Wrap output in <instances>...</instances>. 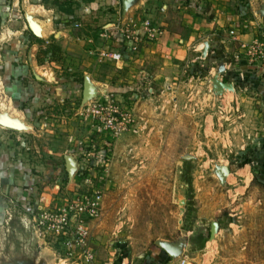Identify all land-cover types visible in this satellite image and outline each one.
Here are the masks:
<instances>
[{"label":"rangeland","instance_id":"obj_1","mask_svg":"<svg viewBox=\"0 0 264 264\" xmlns=\"http://www.w3.org/2000/svg\"><path fill=\"white\" fill-rule=\"evenodd\" d=\"M42 1L54 15L85 7L86 25L69 27L88 40L37 71L32 96L24 95L28 120L12 116L0 76V119L29 122L21 130L0 124L4 168L13 169L12 184L0 181V264H264V91L234 80L235 90L219 92L214 84L245 72L264 85V61L246 51L256 37L228 63L193 55L157 80L138 49L142 33L147 40L161 31L146 12L152 2L141 9L139 0ZM153 2L178 29L177 3ZM4 3L0 11L18 10L4 19L10 28L26 12L38 14L34 0ZM57 20L63 24L60 13ZM127 29L122 66L100 57L122 47L114 36ZM115 115L119 125L108 126ZM93 200L96 212L81 214L84 247L76 204ZM164 241L181 245L175 257Z\"/></svg>","mask_w":264,"mask_h":264},{"label":"crops","instance_id":"obj_2","mask_svg":"<svg viewBox=\"0 0 264 264\" xmlns=\"http://www.w3.org/2000/svg\"><path fill=\"white\" fill-rule=\"evenodd\" d=\"M170 1L177 3L174 6V14L177 15L176 18L179 21L178 29L170 26V21L167 17L163 18V15L167 16L169 14L168 10L164 9L161 11L160 9L157 12L158 6L153 0H139L135 2L134 6L143 9L142 7L145 3L152 2L146 12L149 13L150 17L153 14L155 16L159 14L160 16L151 17L152 22H156L161 30L160 32L158 31L159 34L156 39L147 41L145 34L142 33L141 46L138 47L139 50L141 49V57L148 61V70L154 74L157 80L171 78L172 73H176L177 65L185 61L190 63L194 56L202 55L205 43L208 44L207 52L210 53L211 58L217 57L220 61H226L228 55L233 53L234 49H238L240 43L251 41L252 38L256 37L258 35L257 31L264 24V0H168V2ZM1 2L4 3V0H0V5H2ZM34 2L36 6L32 7L38 14L26 12L22 22H18L17 19L19 24H13L11 28L5 25L4 19L6 16H15L18 13L17 8L14 6L11 9L6 10L4 8L0 11V76L2 77L4 92L11 99V102H9L11 104L8 106L12 116L19 119L21 117L25 119L29 117L25 108L27 101L24 95L29 92L30 96H32L33 85L39 80L37 71L39 73L40 68H45L43 64L48 63V61L39 63L36 58V54L42 45L45 46L46 42H49L52 37L59 39L58 44L61 46L64 57L65 51L74 50V45L76 44L83 47V43L88 40V37L84 34L82 37H76V35L71 34L69 27L73 22L86 25L88 16L85 7L78 10L73 9L72 12L68 11L64 14L62 11L55 12L54 15L50 9H47L48 7L43 6L42 0H34ZM14 5H16V1ZM162 6L166 5L162 4ZM23 9L26 8L24 7ZM132 9L137 11L135 10L136 8ZM59 13L63 16V24L59 23L57 25L55 22H58ZM75 17H80V20ZM32 23L37 25V27L33 29ZM231 31L233 34H231ZM32 35L41 39L43 43L39 44L31 41L29 38ZM115 35V43L122 41L120 34L116 33ZM121 41L120 44L122 45ZM187 54L188 56L192 55L191 59H188V56L186 57ZM228 61L229 59L226 62L228 63ZM236 62L234 61V63ZM118 68H121V66ZM245 69L250 71L253 70V67L245 66ZM244 73L232 74L234 77L225 75L226 78L222 77L221 80H229L232 83L236 80L240 86L247 88V85L250 88H258L257 90L263 93L264 85L259 84L258 82L260 81L250 80L247 78L250 74L244 76ZM261 73L259 78L263 80L264 71ZM254 83H256L255 87H253ZM27 123L21 122L22 127L14 129L21 130L26 127ZM5 156L8 155L5 147L2 146L0 148V181L3 179L2 183L4 184L1 185V188H3V185L13 183V178H11L13 169H9L8 171L10 172L8 173L4 168L6 166V161L3 160ZM11 156V158H15L16 153H11ZM27 179L25 178L24 181ZM44 251L48 252L46 248H43L42 251L40 249V252H38L42 254Z\"/></svg>","mask_w":264,"mask_h":264},{"label":"built area","instance_id":"obj_3","mask_svg":"<svg viewBox=\"0 0 264 264\" xmlns=\"http://www.w3.org/2000/svg\"><path fill=\"white\" fill-rule=\"evenodd\" d=\"M131 33L132 32L128 29L121 31L120 35H122V41H123L122 47H120V49L115 50V51L100 50L99 56L105 60H108L110 62L111 61L114 62L115 65L119 64L122 66V64L124 63V61L126 59L125 53L128 50L127 48L124 47L125 43H126L124 41H126L127 38L129 39V35ZM231 34H233L232 31H231ZM102 35L106 36V34H102ZM148 35H149V38H148ZM146 36H147V40L153 39V32H151V31H149V33L147 32ZM131 40H134V39H131ZM136 42L137 41L135 40V42L132 44H135ZM240 46L246 48V43L243 42L240 44ZM128 47H129V49H131L132 45L129 44ZM133 49L134 50L137 49L136 44L133 47ZM246 51H247L248 56L250 58H253L251 60H256L257 58H261L264 61V26H262L260 28L259 34L256 36V38L253 39L252 43L247 47ZM106 121L108 122L107 124L110 127H116L119 125L118 122L116 121V115L113 118L108 119ZM76 205H78L77 206L78 216H76V217L78 218V223L81 222V224H79V226H78V229L76 227V233H78V239H79L78 241L81 242V245H84V247H86L84 239H85V235L87 234V231H83V226H82L83 219L82 218H84V217H82L81 214L86 213L88 215H93L94 212H96V206L97 205H96V202H94V200L91 202V204H89V207H85L84 205H79V204H76ZM67 219H68L67 216L62 218V220L60 222L61 228H65L64 226H66L68 224V222L66 221Z\"/></svg>","mask_w":264,"mask_h":264},{"label":"water","instance_id":"obj_4","mask_svg":"<svg viewBox=\"0 0 264 264\" xmlns=\"http://www.w3.org/2000/svg\"><path fill=\"white\" fill-rule=\"evenodd\" d=\"M123 1L124 2H128L129 0H123ZM35 27H37V25L33 24L32 28L34 29ZM207 51H208V44L205 43L204 47L202 49V55L205 56ZM220 70H223V65H222V68ZM214 84H215L216 90H218L219 92L223 91L224 89H228V90H231V91L234 90V85H233L232 82L222 81V80L216 78ZM84 87H85V95L89 94V92H90L89 82L85 81ZM0 124H2L4 126H7V127H11V128H21L22 127L21 123L7 121V120H1V119H0ZM68 170H70V169L68 168ZM228 173H229V170H228V168L226 166H222L220 168V174H221V176L223 178ZM159 245L161 246L162 249H164V251L169 256H172V257H175L176 254L179 253V251L181 249V245L178 244V243H169V242L164 241V242L159 243Z\"/></svg>","mask_w":264,"mask_h":264},{"label":"trees","instance_id":"obj_5","mask_svg":"<svg viewBox=\"0 0 264 264\" xmlns=\"http://www.w3.org/2000/svg\"><path fill=\"white\" fill-rule=\"evenodd\" d=\"M29 39L39 44L43 43L41 39L35 37L34 35H32V37ZM36 58L39 63H43L46 61H48L49 63H61L63 60V52L61 46L56 41L48 42V44H45V46L42 45V47L36 54Z\"/></svg>","mask_w":264,"mask_h":264}]
</instances>
